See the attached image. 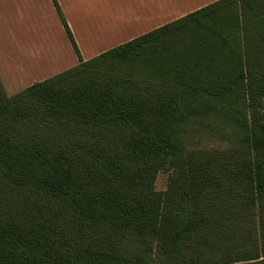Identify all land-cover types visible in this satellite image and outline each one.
I'll return each instance as SVG.
<instances>
[{
	"label": "trees",
	"instance_id": "obj_1",
	"mask_svg": "<svg viewBox=\"0 0 264 264\" xmlns=\"http://www.w3.org/2000/svg\"><path fill=\"white\" fill-rule=\"evenodd\" d=\"M53 1L80 63L12 95L0 78V264H264V0L89 60ZM217 121L237 145L183 141Z\"/></svg>",
	"mask_w": 264,
	"mask_h": 264
},
{
	"label": "crops",
	"instance_id": "obj_2",
	"mask_svg": "<svg viewBox=\"0 0 264 264\" xmlns=\"http://www.w3.org/2000/svg\"><path fill=\"white\" fill-rule=\"evenodd\" d=\"M83 60L218 0H57ZM80 63L53 0H0V78L17 93Z\"/></svg>",
	"mask_w": 264,
	"mask_h": 264
},
{
	"label": "rangeland",
	"instance_id": "obj_3",
	"mask_svg": "<svg viewBox=\"0 0 264 264\" xmlns=\"http://www.w3.org/2000/svg\"><path fill=\"white\" fill-rule=\"evenodd\" d=\"M209 128L199 124H189L188 132L183 135V141L194 147L211 148L224 147L226 145H237L236 136L224 138L223 126L220 122L208 124ZM168 186V173L160 172L155 182V187L158 191H164Z\"/></svg>",
	"mask_w": 264,
	"mask_h": 264
}]
</instances>
